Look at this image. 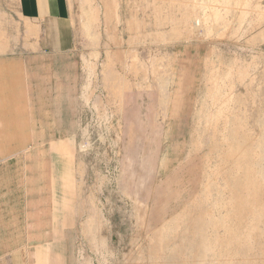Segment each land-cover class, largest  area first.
Masks as SVG:
<instances>
[{
    "label": "rangeland",
    "instance_id": "1",
    "mask_svg": "<svg viewBox=\"0 0 264 264\" xmlns=\"http://www.w3.org/2000/svg\"><path fill=\"white\" fill-rule=\"evenodd\" d=\"M66 3L0 0V264H264V0Z\"/></svg>",
    "mask_w": 264,
    "mask_h": 264
},
{
    "label": "crops",
    "instance_id": "2",
    "mask_svg": "<svg viewBox=\"0 0 264 264\" xmlns=\"http://www.w3.org/2000/svg\"><path fill=\"white\" fill-rule=\"evenodd\" d=\"M20 19L29 25L24 49L62 55L74 47L66 0H17Z\"/></svg>",
    "mask_w": 264,
    "mask_h": 264
}]
</instances>
